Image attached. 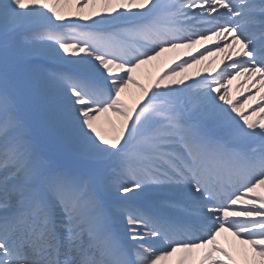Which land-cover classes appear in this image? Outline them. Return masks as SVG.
<instances>
[{
    "label": "snow or ice",
    "instance_id": "obj_1",
    "mask_svg": "<svg viewBox=\"0 0 264 264\" xmlns=\"http://www.w3.org/2000/svg\"><path fill=\"white\" fill-rule=\"evenodd\" d=\"M0 264H264V0H0Z\"/></svg>",
    "mask_w": 264,
    "mask_h": 264
},
{
    "label": "rangeland",
    "instance_id": "obj_2",
    "mask_svg": "<svg viewBox=\"0 0 264 264\" xmlns=\"http://www.w3.org/2000/svg\"><path fill=\"white\" fill-rule=\"evenodd\" d=\"M182 50L183 49H179V52H182ZM171 53H172V51L171 52H168V53H165L160 58H158L156 61H153V62H151L148 65H145V71L146 72H142V69L140 70V72L138 73V77L142 79V82L144 84L147 85V84L150 83L151 78L153 79L154 72H156V71H162V70H164L168 66V63L170 61V54ZM180 60L181 59H177L175 62H180ZM205 62H207V61H205ZM163 65H164V67H162ZM199 66H201V65H195L194 67L187 69L186 72L183 73L186 81H188V78L189 77H193L195 75V73L197 71V68ZM188 82H190V81H188ZM130 92L133 93V94H135V92H132L131 90H130ZM128 98L131 100L132 97L129 96ZM221 241L222 242L224 241V237L223 236H222V240Z\"/></svg>",
    "mask_w": 264,
    "mask_h": 264
},
{
    "label": "bare ground",
    "instance_id": "obj_3",
    "mask_svg": "<svg viewBox=\"0 0 264 264\" xmlns=\"http://www.w3.org/2000/svg\"><path fill=\"white\" fill-rule=\"evenodd\" d=\"M73 11H74V9H73ZM86 11H89V9H87ZM70 18H73V19H75V17H70ZM192 49H195V48H192ZM192 49H188L187 51H184L183 53L181 52H179L178 50H175V51H173L171 54H170V56H171V63L174 61V60H176V59H178V58H182V59H185V58H188V56L186 55V53H189V54H196V51H191ZM218 61V60H217ZM219 62V61H218ZM213 67H215V65L213 66ZM203 68V65H201L200 67H199V69H202ZM142 72H146L145 71V66H143L142 67ZM203 74V73H202ZM139 78V77H138ZM194 78H196V77H194ZM140 80H141V82H142V79L141 78H139ZM143 83V82H142ZM235 85H236V81H233V84H232V88H231V94L232 95H236V92H235ZM130 90L132 91V92H135V94H138V92H139V90L138 89H135L134 87H131L130 86ZM224 237V236H223ZM225 239V238H224ZM227 243H228V241H226V246H227Z\"/></svg>",
    "mask_w": 264,
    "mask_h": 264
}]
</instances>
